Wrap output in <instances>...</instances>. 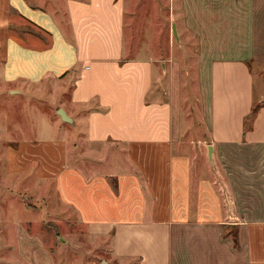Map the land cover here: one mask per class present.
Wrapping results in <instances>:
<instances>
[{"label":"crops","instance_id":"obj_1","mask_svg":"<svg viewBox=\"0 0 264 264\" xmlns=\"http://www.w3.org/2000/svg\"><path fill=\"white\" fill-rule=\"evenodd\" d=\"M52 2L0 0L2 81L70 84L61 137L23 140L9 163L35 162L117 259L264 264V94L250 67L264 62V0H167L181 42L166 58L125 42L126 0Z\"/></svg>","mask_w":264,"mask_h":264},{"label":"rangeland","instance_id":"obj_2","mask_svg":"<svg viewBox=\"0 0 264 264\" xmlns=\"http://www.w3.org/2000/svg\"><path fill=\"white\" fill-rule=\"evenodd\" d=\"M52 1L35 3L53 10ZM126 2L125 42L132 46L161 44L160 56L166 58L169 43L181 42L176 29L180 20L170 16V4L167 0ZM250 63L255 92L264 94V62ZM69 90L70 84L61 80L10 84L0 78V264H135L112 256L107 240L93 238L78 225L75 211L59 200L53 181L37 176L35 162L21 168L7 160L23 140L61 137L55 127L59 121L56 110L66 104ZM72 150L69 143V152Z\"/></svg>","mask_w":264,"mask_h":264},{"label":"trees","instance_id":"obj_3","mask_svg":"<svg viewBox=\"0 0 264 264\" xmlns=\"http://www.w3.org/2000/svg\"><path fill=\"white\" fill-rule=\"evenodd\" d=\"M257 108L258 106L257 105H254L252 110H251V113L249 114V116L245 119V129L246 128H250L251 126V120L252 118L254 117L256 111H257Z\"/></svg>","mask_w":264,"mask_h":264},{"label":"water","instance_id":"obj_4","mask_svg":"<svg viewBox=\"0 0 264 264\" xmlns=\"http://www.w3.org/2000/svg\"><path fill=\"white\" fill-rule=\"evenodd\" d=\"M173 33L176 36V31H175L174 27H173ZM58 114L61 116L62 119L66 120V121H71V119L65 114L63 109L59 108Z\"/></svg>","mask_w":264,"mask_h":264}]
</instances>
